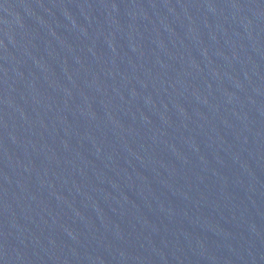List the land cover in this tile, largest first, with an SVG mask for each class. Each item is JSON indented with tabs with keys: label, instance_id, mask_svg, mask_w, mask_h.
I'll list each match as a JSON object with an SVG mask.
<instances>
[{
	"label": "water",
	"instance_id": "water-1",
	"mask_svg": "<svg viewBox=\"0 0 264 264\" xmlns=\"http://www.w3.org/2000/svg\"><path fill=\"white\" fill-rule=\"evenodd\" d=\"M0 264H264V0H0Z\"/></svg>",
	"mask_w": 264,
	"mask_h": 264
}]
</instances>
